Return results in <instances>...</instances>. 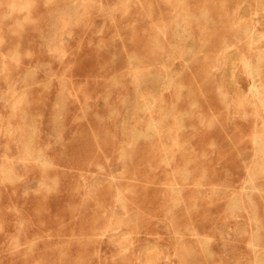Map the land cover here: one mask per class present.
Returning a JSON list of instances; mask_svg holds the SVG:
<instances>
[{"label":"rangeland","instance_id":"obj_1","mask_svg":"<svg viewBox=\"0 0 264 264\" xmlns=\"http://www.w3.org/2000/svg\"><path fill=\"white\" fill-rule=\"evenodd\" d=\"M0 264H264V0H0Z\"/></svg>","mask_w":264,"mask_h":264},{"label":"bare ground","instance_id":"obj_2","mask_svg":"<svg viewBox=\"0 0 264 264\" xmlns=\"http://www.w3.org/2000/svg\"><path fill=\"white\" fill-rule=\"evenodd\" d=\"M65 35V34H64ZM21 98H22V96H21ZM37 161H39V160H37Z\"/></svg>","mask_w":264,"mask_h":264}]
</instances>
